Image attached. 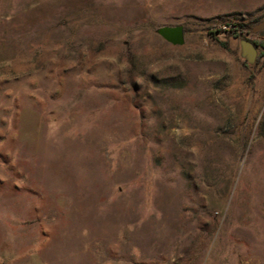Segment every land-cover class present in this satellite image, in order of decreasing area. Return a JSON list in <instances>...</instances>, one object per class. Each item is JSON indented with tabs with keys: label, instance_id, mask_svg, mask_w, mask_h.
I'll use <instances>...</instances> for the list:
<instances>
[{
	"label": "rangeland",
	"instance_id": "374dc122",
	"mask_svg": "<svg viewBox=\"0 0 264 264\" xmlns=\"http://www.w3.org/2000/svg\"><path fill=\"white\" fill-rule=\"evenodd\" d=\"M259 2L0 0V264H264Z\"/></svg>",
	"mask_w": 264,
	"mask_h": 264
},
{
	"label": "water",
	"instance_id": "95a60500",
	"mask_svg": "<svg viewBox=\"0 0 264 264\" xmlns=\"http://www.w3.org/2000/svg\"><path fill=\"white\" fill-rule=\"evenodd\" d=\"M161 34L169 42L180 45L184 40V31L181 26L178 27H164ZM241 57L250 65L254 64L257 59V47L249 40L240 41Z\"/></svg>",
	"mask_w": 264,
	"mask_h": 264
},
{
	"label": "trees",
	"instance_id": "16d2710c",
	"mask_svg": "<svg viewBox=\"0 0 264 264\" xmlns=\"http://www.w3.org/2000/svg\"><path fill=\"white\" fill-rule=\"evenodd\" d=\"M230 33V32H229ZM209 34L211 35H214L215 32L211 31L209 32ZM231 34H233L234 36L237 37V30L234 29ZM247 40V39H246ZM252 42L257 48H260L261 49V52L260 54L257 56V59H256V62H258L260 59H263L264 61V40H261V41H250ZM224 48H226V44L224 43H220ZM245 65V64H244Z\"/></svg>",
	"mask_w": 264,
	"mask_h": 264
},
{
	"label": "crops",
	"instance_id": "0c3cea01",
	"mask_svg": "<svg viewBox=\"0 0 264 264\" xmlns=\"http://www.w3.org/2000/svg\"><path fill=\"white\" fill-rule=\"evenodd\" d=\"M250 1L253 3L250 6H248V7H240V8H237V9H253V8H255V7H257V6H259L261 4V2L255 4L254 0H250Z\"/></svg>",
	"mask_w": 264,
	"mask_h": 264
},
{
	"label": "built area",
	"instance_id": "2783aa9c",
	"mask_svg": "<svg viewBox=\"0 0 264 264\" xmlns=\"http://www.w3.org/2000/svg\"><path fill=\"white\" fill-rule=\"evenodd\" d=\"M229 28H232L231 24H228V25H224L223 26V29H229ZM234 28V27H233Z\"/></svg>",
	"mask_w": 264,
	"mask_h": 264
},
{
	"label": "flooded vegetation",
	"instance_id": "af4514ba",
	"mask_svg": "<svg viewBox=\"0 0 264 264\" xmlns=\"http://www.w3.org/2000/svg\"><path fill=\"white\" fill-rule=\"evenodd\" d=\"M258 49V48H257Z\"/></svg>",
	"mask_w": 264,
	"mask_h": 264
}]
</instances>
